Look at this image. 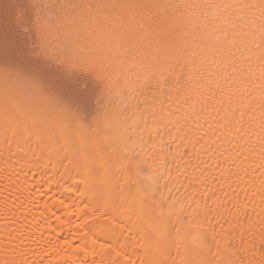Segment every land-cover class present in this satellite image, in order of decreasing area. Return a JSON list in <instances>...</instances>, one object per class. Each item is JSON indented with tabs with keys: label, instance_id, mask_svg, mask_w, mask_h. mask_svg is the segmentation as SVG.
<instances>
[{
	"label": "bare ground",
	"instance_id": "6f19581e",
	"mask_svg": "<svg viewBox=\"0 0 264 264\" xmlns=\"http://www.w3.org/2000/svg\"><path fill=\"white\" fill-rule=\"evenodd\" d=\"M0 264H264V0H0Z\"/></svg>",
	"mask_w": 264,
	"mask_h": 264
},
{
	"label": "snow or ice",
	"instance_id": "6c2138e0",
	"mask_svg": "<svg viewBox=\"0 0 264 264\" xmlns=\"http://www.w3.org/2000/svg\"><path fill=\"white\" fill-rule=\"evenodd\" d=\"M52 191L59 192L60 191V185L58 184L55 189L49 188V192H52ZM67 191L71 192L72 190L70 188H68ZM41 194L44 195L45 193L43 191H41ZM52 199H54V198L50 197L49 201H47L46 203L51 204ZM55 199L58 200V203L61 206H67V204H68V200H65L63 196H57V197H55ZM82 207H85V212H87V204H86V202L82 205ZM48 210L52 211L53 216H55V207L54 206H53V208L48 209ZM84 218L85 217H81L80 219H84ZM76 227L82 231L83 239L85 241H87L88 237L91 236V244L93 245L92 248H89L87 243H84V244L81 243L79 245V247H78L79 251H81V252L88 251V252H91L93 254H96L98 249L100 251L110 250L111 249L110 242L96 237L95 234H93L92 232L86 230V226L81 228V224L78 223L76 225ZM65 244H67V241H65ZM97 246H98V249H97Z\"/></svg>",
	"mask_w": 264,
	"mask_h": 264
},
{
	"label": "rangeland",
	"instance_id": "374dc122",
	"mask_svg": "<svg viewBox=\"0 0 264 264\" xmlns=\"http://www.w3.org/2000/svg\"><path fill=\"white\" fill-rule=\"evenodd\" d=\"M61 58V57H60Z\"/></svg>",
	"mask_w": 264,
	"mask_h": 264
}]
</instances>
